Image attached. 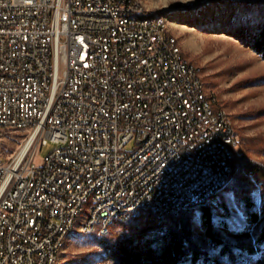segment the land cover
I'll use <instances>...</instances> for the list:
<instances>
[{
	"label": "built area",
	"instance_id": "1",
	"mask_svg": "<svg viewBox=\"0 0 264 264\" xmlns=\"http://www.w3.org/2000/svg\"><path fill=\"white\" fill-rule=\"evenodd\" d=\"M130 9L149 11L136 0H0V264H52L89 190L98 208L83 232H104L111 203L178 214L233 168L240 135L217 144L229 116L199 92L164 21L120 19Z\"/></svg>",
	"mask_w": 264,
	"mask_h": 264
},
{
	"label": "rangeland",
	"instance_id": "2",
	"mask_svg": "<svg viewBox=\"0 0 264 264\" xmlns=\"http://www.w3.org/2000/svg\"><path fill=\"white\" fill-rule=\"evenodd\" d=\"M204 1L152 0L149 6L168 17L169 31L178 39L183 53L201 68L206 90L216 97L218 105L232 115L241 138L237 153L264 166V58L239 35L241 26L250 18L261 19V11L259 8L252 10L256 5L246 6L234 0L205 3L203 7L186 9ZM21 140L22 134L8 136L4 147L8 152H13ZM56 146L52 141L44 145L39 150L37 163ZM132 146H127V149ZM243 176L253 186V194L258 206H261L264 203L261 183L253 177ZM227 200L231 210L228 220H231L232 227H237L243 216L241 206L234 194L230 196L228 193ZM210 204L215 212V220L226 218L216 196ZM86 216L87 211L84 210L77 228L67 236L57 264H113L103 261L104 251L92 237L97 230L90 233L79 230ZM193 219L195 231L203 234L201 210L195 211Z\"/></svg>",
	"mask_w": 264,
	"mask_h": 264
},
{
	"label": "trees",
	"instance_id": "3",
	"mask_svg": "<svg viewBox=\"0 0 264 264\" xmlns=\"http://www.w3.org/2000/svg\"><path fill=\"white\" fill-rule=\"evenodd\" d=\"M234 1L246 6L256 5L253 11L260 9L261 19L250 18L241 26L239 35L264 58V0ZM218 2L225 0H205L186 9ZM232 172L214 194L226 218L215 220L211 204L205 202L164 217L144 212L128 220H112L106 233L97 230L92 234L104 251L103 261L113 264H262L264 259L253 260L252 257L264 252V203L258 206L253 186L243 174L261 183L264 195V166L237 153ZM230 192L243 213L237 227H232L228 220L231 210L227 194ZM197 209L201 210L203 234L194 229L193 216Z\"/></svg>",
	"mask_w": 264,
	"mask_h": 264
},
{
	"label": "bare ground",
	"instance_id": "4",
	"mask_svg": "<svg viewBox=\"0 0 264 264\" xmlns=\"http://www.w3.org/2000/svg\"><path fill=\"white\" fill-rule=\"evenodd\" d=\"M136 1L139 6H141L142 8H146L149 11H139L137 9H130V11L120 12V19H134V20H138V23L155 22V20L158 19L164 21V34H166V39H171V41H173L174 47L177 48L179 57H181L182 61H184V63H187L189 67L192 68V70H197L194 71V81L199 83V92H204V95L207 96L208 103H214V110H218L219 112L223 113L224 116H229V133H221L217 135V144H226L228 140H231V134L238 133L232 115L225 108L218 105L216 97L206 90L201 68L197 66L194 62L189 60L186 57V55L183 53L182 48L178 43V39L169 31L168 17L163 12L155 11L154 9L150 8L149 3L152 0H136ZM232 170L233 168H229L228 171H226L224 178L217 180V185L213 186L212 189H208L207 191H205V197H197L187 202L186 208L190 205H198L205 202L212 203L215 198L214 194L216 193L217 190L220 189L222 184L230 176ZM97 199H98V190H89L86 193V197H84L82 208H77L75 212H72V219L68 222V225L63 226L62 232L58 233L57 235L58 249L56 253H53L52 264H57L58 260L60 259V255L63 250L65 240L67 236L77 228L78 219L82 214V212H84V210L87 211V216L85 217L83 224L80 225L79 230L83 232V228H85V223L91 222L92 217H94L95 212H97V208H98ZM151 213L156 214L154 212ZM142 214L132 213L127 215V205H119V203H111L110 210H105L101 212V220H107L106 224H104V232H106L107 226L110 224L112 220H117V219L128 220L131 217L140 216ZM158 215H165V204H158ZM95 230H97V227H87V232L89 233Z\"/></svg>",
	"mask_w": 264,
	"mask_h": 264
},
{
	"label": "snow or ice",
	"instance_id": "5",
	"mask_svg": "<svg viewBox=\"0 0 264 264\" xmlns=\"http://www.w3.org/2000/svg\"><path fill=\"white\" fill-rule=\"evenodd\" d=\"M229 195L231 196L232 194L229 193ZM253 260H260V259H264V252H257L253 257Z\"/></svg>",
	"mask_w": 264,
	"mask_h": 264
}]
</instances>
